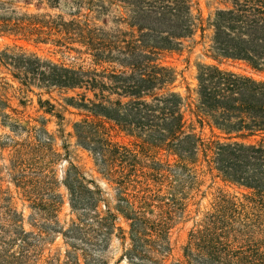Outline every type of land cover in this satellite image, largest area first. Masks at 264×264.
<instances>
[{
    "label": "trees",
    "instance_id": "16d2710c",
    "mask_svg": "<svg viewBox=\"0 0 264 264\" xmlns=\"http://www.w3.org/2000/svg\"><path fill=\"white\" fill-rule=\"evenodd\" d=\"M36 1V7L43 3ZM44 1L57 7V0ZM219 3L204 20L191 0H74L68 20L44 15L49 19L41 21L32 15L25 21L63 34L70 41L65 48L80 63L22 51L0 56V65L23 87L67 95L66 106L83 118L74 125L77 142L96 157L119 204L132 207L129 198L141 202L136 210L117 209L130 222L134 258V242L149 222L141 209L150 200L167 199L163 205L169 208L179 203L186 197L185 184L204 166L206 173L216 171L215 177L247 193L240 199L220 196L191 232L187 251L193 250L189 254L196 264H264V80L222 68L238 61L264 73V0ZM24 24L0 18V31ZM206 32L209 43L201 57L211 62L199 65L195 87L182 96L174 90V72L159 58L181 51L183 42L196 35L203 41ZM111 130L139 143L134 149L121 146L112 141ZM156 154L166 161L156 160ZM86 183L68 188L71 207L95 211L93 220L107 235L118 216L109 208L104 217L96 213L102 191L94 181ZM129 188L137 193L129 195ZM163 188L168 197L158 196ZM79 232L71 226L72 238L80 240Z\"/></svg>",
    "mask_w": 264,
    "mask_h": 264
},
{
    "label": "rangeland",
    "instance_id": "374dc122",
    "mask_svg": "<svg viewBox=\"0 0 264 264\" xmlns=\"http://www.w3.org/2000/svg\"><path fill=\"white\" fill-rule=\"evenodd\" d=\"M41 1L36 7V0H0V18L25 23L23 29L0 31V56L5 51H22L53 61L80 63L73 59L76 54L65 48L70 41L63 34L26 26L25 21L32 15L41 21L49 19L44 15L68 20L74 0H57L56 8ZM191 1L204 20L222 6L219 0ZM205 35L203 41L196 35L183 42L181 51L165 52L159 58L162 66L174 72V90L182 96L187 87H195L199 65L211 62L201 57L209 43V33ZM222 68L264 80V73L254 72L242 62L229 61ZM66 97L56 91L48 94L34 87L25 88L0 65V264H196L189 254L193 250L187 251L191 232L220 196L240 199L247 192L215 177L216 171L211 175L204 166L198 167L193 181L185 184L186 197L179 203L169 208L163 205L167 199L150 200L149 207L141 209L149 222L145 233L138 240L134 238L138 255L134 258L130 255V222L117 209L120 205L128 212L136 210L141 202L129 198L132 207L119 204L118 193L99 173L96 157L77 142L74 125L83 118L66 106ZM204 133L209 135L207 129ZM110 136L113 142L129 149L139 143L117 130H111ZM156 160L164 163L166 157L156 154ZM168 162L173 163V158L169 157ZM86 181H94L102 191L103 202L96 213L104 217L109 208L118 216L116 228L107 235L94 222L95 211L71 207L68 188L82 184L88 187ZM137 190L129 188L127 193L136 194ZM158 196L168 197L166 189ZM72 225L81 229L80 240L71 237Z\"/></svg>",
    "mask_w": 264,
    "mask_h": 264
}]
</instances>
